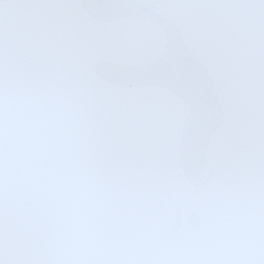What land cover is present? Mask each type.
Masks as SVG:
<instances>
[{
  "label": "snow or ice",
  "instance_id": "obj_1",
  "mask_svg": "<svg viewBox=\"0 0 264 264\" xmlns=\"http://www.w3.org/2000/svg\"><path fill=\"white\" fill-rule=\"evenodd\" d=\"M0 264H264V0H0Z\"/></svg>",
  "mask_w": 264,
  "mask_h": 264
}]
</instances>
